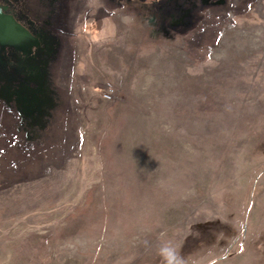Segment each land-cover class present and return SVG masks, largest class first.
I'll return each instance as SVG.
<instances>
[{
  "label": "rangeland",
  "instance_id": "obj_1",
  "mask_svg": "<svg viewBox=\"0 0 264 264\" xmlns=\"http://www.w3.org/2000/svg\"><path fill=\"white\" fill-rule=\"evenodd\" d=\"M39 1L51 43L0 57V264H264V0Z\"/></svg>",
  "mask_w": 264,
  "mask_h": 264
},
{
  "label": "flooded vegetation",
  "instance_id": "obj_2",
  "mask_svg": "<svg viewBox=\"0 0 264 264\" xmlns=\"http://www.w3.org/2000/svg\"><path fill=\"white\" fill-rule=\"evenodd\" d=\"M42 6L39 0H0L1 16L11 17L15 22L14 24L9 21L10 24L3 31H0V57L11 53L16 54L20 58L23 57L21 54L28 46H30L31 50H35V46L30 43L31 39L33 43L40 38L41 42L46 46L51 43L48 35L38 33L37 27L45 25L49 29L50 34L54 35V6L51 9L46 6L42 8ZM43 15L47 18L50 17L48 25L42 23L45 21L43 20ZM51 17H53L52 20ZM52 59L49 57L46 60V73L48 64ZM4 60L6 61H4V64L9 62L7 59ZM49 91L53 101L55 97L54 91L51 88H49Z\"/></svg>",
  "mask_w": 264,
  "mask_h": 264
},
{
  "label": "clouds",
  "instance_id": "obj_3",
  "mask_svg": "<svg viewBox=\"0 0 264 264\" xmlns=\"http://www.w3.org/2000/svg\"><path fill=\"white\" fill-rule=\"evenodd\" d=\"M158 254L162 258L163 264H185V260L171 243L162 245Z\"/></svg>",
  "mask_w": 264,
  "mask_h": 264
},
{
  "label": "water",
  "instance_id": "obj_4",
  "mask_svg": "<svg viewBox=\"0 0 264 264\" xmlns=\"http://www.w3.org/2000/svg\"><path fill=\"white\" fill-rule=\"evenodd\" d=\"M14 23V20L11 18V17H2L1 14H0V31H3V29L8 25L10 24L9 23Z\"/></svg>",
  "mask_w": 264,
  "mask_h": 264
},
{
  "label": "built area",
  "instance_id": "obj_5",
  "mask_svg": "<svg viewBox=\"0 0 264 264\" xmlns=\"http://www.w3.org/2000/svg\"><path fill=\"white\" fill-rule=\"evenodd\" d=\"M101 96L107 100H111L113 97L112 89L111 88L101 89Z\"/></svg>",
  "mask_w": 264,
  "mask_h": 264
},
{
  "label": "trees",
  "instance_id": "obj_6",
  "mask_svg": "<svg viewBox=\"0 0 264 264\" xmlns=\"http://www.w3.org/2000/svg\"><path fill=\"white\" fill-rule=\"evenodd\" d=\"M66 17H67V14L65 15V19H66ZM62 23H64V20H63V22ZM61 25H63V24H61Z\"/></svg>",
  "mask_w": 264,
  "mask_h": 264
},
{
  "label": "crops",
  "instance_id": "obj_7",
  "mask_svg": "<svg viewBox=\"0 0 264 264\" xmlns=\"http://www.w3.org/2000/svg\"><path fill=\"white\" fill-rule=\"evenodd\" d=\"M72 24H73V23H72ZM72 24H71V25H72ZM71 25H68L67 27H68V28H70V27H71Z\"/></svg>",
  "mask_w": 264,
  "mask_h": 264
}]
</instances>
